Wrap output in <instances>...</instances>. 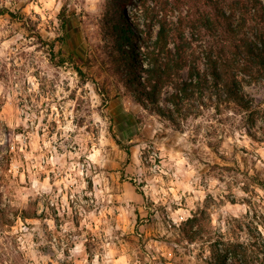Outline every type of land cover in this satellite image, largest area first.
Here are the masks:
<instances>
[{"label":"rangeland","instance_id":"1","mask_svg":"<svg viewBox=\"0 0 264 264\" xmlns=\"http://www.w3.org/2000/svg\"><path fill=\"white\" fill-rule=\"evenodd\" d=\"M145 1L156 10L165 8L173 24L180 15H195L196 3L213 11L207 0ZM112 2L99 0L89 12L72 0H0V32L6 34L0 37V264H264V108L255 102L264 98V79L244 83L250 109L220 99L214 90L204 105L187 102L186 113H160L138 98L128 67L116 59L115 41L106 27L115 12ZM140 3L128 4L126 16L134 21V12L146 29ZM64 7L77 11L67 27L59 17ZM154 27L156 34L159 26ZM193 31L192 26L186 29L195 38L196 54L203 56L213 39ZM13 39L16 43H9ZM135 41L142 44L138 37ZM148 50L146 43L135 51L145 64ZM200 66L205 68V58ZM29 70L36 81H49L47 91L41 84L37 101L58 91L55 84L63 79L64 101L75 103L70 109L73 123L83 127L75 114L84 105H92L100 117L90 120L84 132L93 137L88 147L101 135L107 141L109 156L100 183L101 192L106 187L110 195L107 209L88 203L95 198L83 192L73 195L64 184L60 188L71 216L67 211L62 215L60 196L53 202L46 193L32 196L23 191L31 181L15 166L17 156L26 163L25 153L39 154L47 143L39 139L45 136V126L48 137L55 134L59 139L58 125L48 117L63 116L54 103L43 120L28 119L29 109L35 111L32 97L23 95L30 84L25 79ZM145 76L142 73L143 82ZM182 77L189 79L188 68ZM176 91L173 84L166 86L160 106L173 108L168 98ZM54 175L42 172L38 179L52 183ZM86 183L88 191L95 190L91 178ZM89 212L95 219L85 218ZM79 237L85 239L76 250Z\"/></svg>","mask_w":264,"mask_h":264},{"label":"trees","instance_id":"2","mask_svg":"<svg viewBox=\"0 0 264 264\" xmlns=\"http://www.w3.org/2000/svg\"><path fill=\"white\" fill-rule=\"evenodd\" d=\"M112 1L110 8L115 12L106 27L115 41L116 59L128 67V75L135 87L133 90L145 105H152L160 113L173 117L175 112L188 111L187 102L201 101L204 105L205 97L213 99L215 90L224 101H232L247 109L252 107V101L246 98L244 83L264 79V41L255 40L252 35L244 38L240 27L234 30L233 24L239 22L226 23L218 10L217 0H207L212 12L196 3L195 15H180L175 24L168 19L165 8L156 10L155 6H148L145 0H140L139 8L146 29L136 20L138 17L134 12V21L126 16L128 4L135 0ZM182 2L187 4L190 0H178V3ZM76 14V10L62 8L59 14L62 26L67 27L71 15ZM133 23L140 34L135 32ZM155 24L159 26L156 34ZM188 26L197 31H193L194 35H201L204 31L213 39L203 56L196 54L195 38L186 33ZM135 37L140 38L142 44L137 43ZM171 42H174L173 48ZM146 43L149 58L145 64L135 51ZM202 58H205L204 69L200 66ZM187 68L190 77L184 79L182 73ZM142 73L146 75L145 82L141 80ZM170 84L177 90L168 98L173 108L162 107L163 89Z\"/></svg>","mask_w":264,"mask_h":264},{"label":"clouds","instance_id":"3","mask_svg":"<svg viewBox=\"0 0 264 264\" xmlns=\"http://www.w3.org/2000/svg\"><path fill=\"white\" fill-rule=\"evenodd\" d=\"M99 0H72L73 4H79V7L85 8L89 12L95 11V5ZM52 3H56V0H52ZM218 10L221 13L224 21L226 23H233V21H238L239 24H233L234 30L237 27L243 29V36L247 38L249 35H252L255 40L264 41V0H217ZM57 9L59 4H56ZM4 32H0V37L5 36ZM18 39V38H17ZM9 43H16V40L13 39ZM4 45H0V48ZM2 55V53H0ZM45 73H41V76H45ZM67 77H64L66 79ZM25 79L30 81L29 85H25L26 91L23 93L24 96L32 97V105L34 106L35 111L29 109L30 115L28 119L34 120H43L45 113L53 104H58L63 109L62 119L57 115L49 116V120L56 121L58 125V130L61 135L58 139L57 135L53 134L51 137H48L47 126H45V136L40 137L41 141L47 140V143L44 144V147L40 150L39 154L33 156L32 153H25L26 163H22L17 156L15 161V166H19L28 173V179L31 181L30 187L25 185L23 191L28 195H38L41 193H46L49 197L55 202L57 196L61 197V202L63 203V210L67 211L69 216H71V209L68 208L67 199L64 195V189L60 188L61 184H64L65 188L70 187V191L73 195L83 192L89 197H94L95 200H89L88 203H94L96 208L103 206L107 209L108 205L105 203V200L110 199V195L105 187V190L101 192L100 183L104 176L105 164L109 156V150L107 147V141L102 138L97 139L93 147H88V141L93 140V137L87 136L84 132V128L89 127L90 120H99L100 117L95 115V110L92 105H84L81 110L75 114V117L83 121V127H77L73 123V112L70 110L75 106L73 101H67L65 103L64 97L66 93L64 92V83L63 79L59 80L55 84V88L58 91L53 92L51 96L42 95L41 99L37 101L35 99L36 95L41 94V84L45 86L44 90L47 91L48 80L36 81L35 77L31 75V70L25 73ZM23 85V80L20 82ZM3 83L0 82V91L3 90ZM70 87H75V84L70 85ZM86 89L91 90V85L87 84L84 86ZM60 97V99H56ZM256 104L260 108H264V98L257 99ZM41 105H46L41 107ZM27 108V104L25 105ZM39 112L40 115L36 113ZM40 127V125H37ZM74 133L75 135H70ZM86 137V138H84ZM83 138V139H82ZM15 139L20 141L23 145V140L20 136H16ZM37 139L33 136V140ZM3 139H0V144H3ZM55 143V147L53 144ZM78 145V147H74ZM35 145H33V151H35ZM56 148L62 149L61 152H57ZM20 151H24V147L20 148ZM65 157L68 159L65 160ZM81 158L83 161L81 162ZM43 163V167H41ZM15 166L14 169L15 170ZM53 172L55 175L53 177V182L49 183L48 179L40 181L38 176L40 173ZM63 177V178H61ZM91 178L94 181V191H88V185L86 181ZM23 182V178H21ZM19 187V185H15ZM54 189H60L59 191H54ZM244 195V193H240ZM177 202L179 198L177 197ZM77 209L83 212V209L77 205ZM170 210V209H169ZM243 210V209H241ZM86 219H95V216L92 212L85 213ZM66 227L70 228L71 225ZM264 231V230H262ZM108 237L112 236V229L107 230ZM11 235V234H9ZM85 237H79L76 241V250H80L84 243ZM242 241H246L245 237H241ZM3 238H0V244H3ZM10 246L5 245V249ZM55 246V245H53ZM106 247V245H105ZM0 251H4L0 249ZM5 264H11L10 260L5 261Z\"/></svg>","mask_w":264,"mask_h":264},{"label":"built area","instance_id":"4","mask_svg":"<svg viewBox=\"0 0 264 264\" xmlns=\"http://www.w3.org/2000/svg\"><path fill=\"white\" fill-rule=\"evenodd\" d=\"M13 147H15V146H13Z\"/></svg>","mask_w":264,"mask_h":264}]
</instances>
